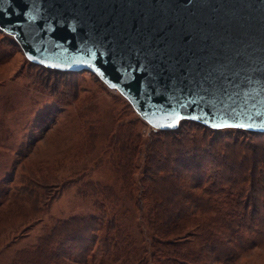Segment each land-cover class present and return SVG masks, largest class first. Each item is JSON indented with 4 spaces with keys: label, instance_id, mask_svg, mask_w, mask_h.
<instances>
[{
    "label": "rangeland",
    "instance_id": "obj_1",
    "mask_svg": "<svg viewBox=\"0 0 264 264\" xmlns=\"http://www.w3.org/2000/svg\"><path fill=\"white\" fill-rule=\"evenodd\" d=\"M177 128L178 133L157 131L90 71L30 62L13 36L0 29V264H17L19 251L72 216L93 218V230L80 242H67L47 264H120L112 241L110 254L98 245L122 231L131 233L141 251L150 250L144 215L151 201L136 205L123 180L128 137L137 139L131 175L136 197L146 145L156 137H264L232 127L212 130L193 120H181ZM26 191L38 195L37 209ZM226 205L237 209L229 198ZM110 221L117 230L106 228ZM262 240L240 252L234 264H264Z\"/></svg>",
    "mask_w": 264,
    "mask_h": 264
},
{
    "label": "water",
    "instance_id": "obj_2",
    "mask_svg": "<svg viewBox=\"0 0 264 264\" xmlns=\"http://www.w3.org/2000/svg\"><path fill=\"white\" fill-rule=\"evenodd\" d=\"M32 63L90 71L151 127L264 133V0H0Z\"/></svg>",
    "mask_w": 264,
    "mask_h": 264
},
{
    "label": "trees",
    "instance_id": "obj_3",
    "mask_svg": "<svg viewBox=\"0 0 264 264\" xmlns=\"http://www.w3.org/2000/svg\"><path fill=\"white\" fill-rule=\"evenodd\" d=\"M178 128L157 131L178 133ZM128 140L123 180L136 205L141 206L144 198L151 201L144 215L151 232L150 250L141 251L130 232L122 231L110 239L103 237L98 247L110 254L112 241L117 247L114 254L117 262L234 264L240 252L263 241L264 137H256L254 141L156 137L146 145L137 197L131 181L137 139L128 137ZM35 194L27 192L36 207L34 210L38 200ZM228 198L237 209L226 205ZM103 206V202L98 204L102 209ZM93 225L94 219L85 216L55 222L37 237L35 245L17 253L16 262L51 263L60 256L67 242L86 239ZM117 227L115 221L106 224L109 231Z\"/></svg>",
    "mask_w": 264,
    "mask_h": 264
}]
</instances>
